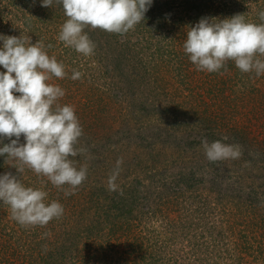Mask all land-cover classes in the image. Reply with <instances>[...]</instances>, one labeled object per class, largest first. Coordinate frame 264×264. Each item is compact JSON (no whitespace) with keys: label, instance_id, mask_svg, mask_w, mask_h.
Segmentation results:
<instances>
[{"label":"rangeland","instance_id":"rangeland-1","mask_svg":"<svg viewBox=\"0 0 264 264\" xmlns=\"http://www.w3.org/2000/svg\"><path fill=\"white\" fill-rule=\"evenodd\" d=\"M261 10L264 0H152L127 33L86 26L95 47L85 56L59 40L68 18L57 0H0V35L41 41L65 66L48 83L64 90L59 105L75 109L84 151L72 159L87 168L77 188H57L0 156V175L64 209L45 226H22L0 201V264H264V74L233 61L200 71L183 47L202 18L244 14L261 24ZM205 140L242 155L210 162ZM10 142L0 137V147Z\"/></svg>","mask_w":264,"mask_h":264},{"label":"clouds","instance_id":"clouds-1","mask_svg":"<svg viewBox=\"0 0 264 264\" xmlns=\"http://www.w3.org/2000/svg\"><path fill=\"white\" fill-rule=\"evenodd\" d=\"M68 18L63 23L59 40L85 56L94 51V43L84 33L86 26L109 33L124 34L144 20L152 0H57ZM52 0H41L42 7H51ZM264 21V10L259 12ZM0 137L11 142L0 147V156L18 161V172L27 166L37 175L48 178L53 186L77 188L87 178V168L76 167L72 158L84 149L76 147L82 127L71 105H59L64 90L48 81L54 76L63 79L65 66L50 57L41 41L33 44L29 36L0 35ZM50 47V45H49ZM184 51L197 70L219 72L233 61L242 73L264 74V23L246 21L244 14L223 20L202 18L189 27ZM82 73L73 70L72 79ZM19 93V95H14ZM23 135L25 143H20ZM15 137V139H12ZM210 162L238 159L239 145L220 140L203 142ZM122 164L117 160V168ZM118 171L109 177L110 190L115 191ZM71 194V193H66ZM47 192L25 187L11 173L0 175V201L8 205L11 215L22 226H45L63 215L58 201L45 203Z\"/></svg>","mask_w":264,"mask_h":264},{"label":"trees","instance_id":"trees-1","mask_svg":"<svg viewBox=\"0 0 264 264\" xmlns=\"http://www.w3.org/2000/svg\"><path fill=\"white\" fill-rule=\"evenodd\" d=\"M210 202H211L210 199H208V198L205 197V198L202 200L201 204H202V205L205 204V205L208 206V204H209ZM205 205H204V210H207L208 207H206Z\"/></svg>","mask_w":264,"mask_h":264}]
</instances>
